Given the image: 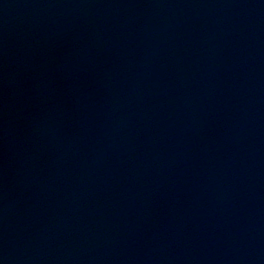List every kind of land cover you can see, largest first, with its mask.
Wrapping results in <instances>:
<instances>
[{
    "label": "water",
    "instance_id": "1",
    "mask_svg": "<svg viewBox=\"0 0 264 264\" xmlns=\"http://www.w3.org/2000/svg\"><path fill=\"white\" fill-rule=\"evenodd\" d=\"M0 264H264V0H0Z\"/></svg>",
    "mask_w": 264,
    "mask_h": 264
}]
</instances>
